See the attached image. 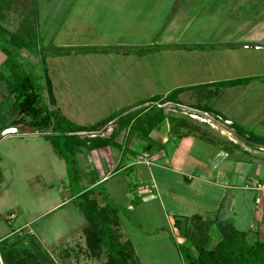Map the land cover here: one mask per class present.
Wrapping results in <instances>:
<instances>
[{"label":"rangeland","instance_id":"obj_1","mask_svg":"<svg viewBox=\"0 0 264 264\" xmlns=\"http://www.w3.org/2000/svg\"><path fill=\"white\" fill-rule=\"evenodd\" d=\"M22 19L24 23H32L36 32L30 50L17 48L10 41L12 36H8L21 28ZM0 22L10 32L0 34L3 48L10 50V59L5 64L6 54L0 49V129L18 116L14 97L7 91L9 81L13 83L12 65L17 66V72L36 77L49 109H58L60 116H68V121L78 120L87 126L113 118L108 124L112 130L117 128L113 122L118 123V118L129 112L142 113L153 105L152 97L145 91L144 96L142 91L133 92L132 97L124 93L133 80L127 73L136 74L139 70L135 71L132 62L122 55L112 53L136 51L146 55L142 60L148 61L149 67L139 68L151 69L146 74L150 91L182 88L177 103L162 104L164 114L188 120L198 128L194 133L205 132L203 136L208 135L210 140L199 137L204 142L200 144L202 149L194 148L186 158L184 147H179L172 163L161 168L147 163L150 158L142 157L139 152L138 164L127 173H115L109 183L94 189L101 193L105 204H115L119 210L123 238L136 248L135 256L140 264H187V252L194 254L188 240L184 242L181 234L178 238L167 224L169 218L173 221L186 218L173 216L167 209L170 205L177 207V211L185 208L186 212L201 217L208 213L219 215L225 190L194 178L196 173L202 176L203 171H210L207 165L215 155L228 156L215 172L227 164L235 166V180L225 184L229 188L222 208L224 202L226 207H231L232 196L243 207L242 210L237 206L225 219L217 218L218 222L230 223L240 231H249L250 224H257L253 216L254 197L260 198V194L243 186L251 179L262 178H253L252 174L258 159L264 164V150L259 148L257 139L264 137V0H28L23 5L12 4ZM19 31L22 33L23 28ZM148 48L151 50L147 51ZM89 50H93L92 54L104 50L113 56H88ZM116 71L120 73L115 75ZM45 75L52 83L54 105L48 100ZM234 79H244V84L220 85ZM102 80L109 85L103 86ZM111 85L115 86L114 90ZM185 108L220 111L233 121V126L211 127L190 118ZM166 118L161 127L170 125ZM61 125V131L68 130L67 123L61 121ZM21 127L23 134L0 138V239L10 236L6 245L14 243L17 250L27 249L43 264H107L105 255L97 259L96 252H90L81 231V224L86 221L81 208L84 198L71 200L69 196V192L76 195L83 191L97 177L86 157L88 147L82 143L88 133L81 136L77 132L64 133L66 137H63L51 130L36 134L34 129ZM127 131L134 133L129 128L122 132ZM72 134L76 137H69ZM121 137L124 139L125 134ZM136 142L142 146L149 141L139 138ZM247 142L258 146H248ZM127 143L118 148L125 157L132 154ZM244 146L255 149V153L246 152ZM165 148L173 156L174 146L169 144ZM183 157L193 171L198 167L192 171L191 183L173 170ZM238 163L246 164L247 170ZM130 172L132 176L126 178L127 184L122 176ZM136 173L144 182L151 179V174L157 194L164 198L169 192L180 197H172L169 203L161 197L149 204L139 199L131 202L130 196L123 197L122 193L129 194L133 188L130 183L139 182ZM210 174L215 177V173ZM249 175L250 180H240ZM112 192L119 200L109 198L108 193ZM128 204L134 211L127 210ZM56 234H61L62 239L53 242ZM209 235L208 244L213 247L221 234L214 227ZM101 250H105L103 246Z\"/></svg>","mask_w":264,"mask_h":264},{"label":"trees","instance_id":"obj_2","mask_svg":"<svg viewBox=\"0 0 264 264\" xmlns=\"http://www.w3.org/2000/svg\"><path fill=\"white\" fill-rule=\"evenodd\" d=\"M28 0H0V21L4 18L5 12L11 8L12 4L23 5ZM24 19V18H23ZM23 19L19 23V29L23 28L24 34L19 29L16 33H10L7 29L1 26L0 34L7 33L12 36L11 43L17 48L29 49L30 41L36 38V32L33 29L32 23H24ZM26 22V21H25ZM20 34L21 37L17 38ZM34 42V41H33ZM0 49L6 54L3 63H7L10 59V50L3 48L0 38ZM151 50V48H148ZM93 52L89 50L87 53ZM100 53H105L100 50ZM128 53V51H126ZM45 63L44 60L40 61ZM17 66L10 67V73L13 75L12 82L8 84V94L14 97V104L17 106V118L9 122V124L1 127L0 131L12 126H26L34 129L33 132L45 133L48 130L58 132L61 136L64 133H79L87 132L94 134L100 132L105 126L110 124L113 118L102 120L91 126H78L67 120L65 116H60L58 109H49L43 100L40 85L36 77L32 73L17 72ZM45 73V68L43 69ZM7 81V82H8ZM244 84V79H234L220 82L223 87H231ZM45 86L48 93V100L51 105L55 104L51 83L45 75ZM182 92V88L175 89L165 96L152 97V107L142 108V113H127L118 118L117 128L112 130L108 137L94 135L93 137L82 138V143L90 150L115 146V138L124 129L129 128L138 136V138H148L150 133L164 122L168 116L170 120L169 133L171 136H188L191 133L198 131V128L193 126L184 118H177L164 114L162 104L177 103V96ZM200 109V108H198ZM212 112L211 109H201ZM61 121L67 123L68 130H62ZM69 124V125H68ZM58 129V130H57ZM185 130L184 133L182 131ZM205 132L198 133V137L203 140H210L208 135L203 136ZM69 136V135H67ZM69 137H76L75 134ZM86 139V140H85ZM260 143L264 145V138H260ZM55 146V144H54ZM150 144H143V152L150 150ZM147 153V152H146ZM59 155L64 157L59 151ZM65 158V157H64ZM78 193V192H77ZM89 192L79 193V198L83 197L81 208L88 222L87 227L83 229L86 238V244L90 248V252H96L95 258L101 259L103 255L107 258V264H139L135 256L134 247L129 241H123L119 230L116 228L115 220L116 210L111 205H106L103 208H98L94 200L89 199ZM213 225L218 228L221 238L213 248H208L210 238V229ZM175 228L178 229L182 237L188 240L189 245L193 247L194 254L187 252V264H264V239L260 238L258 231H240L235 229L230 223H220L216 218L209 219L201 216H191L184 220L176 219L174 221ZM7 239V238H6ZM0 241V256L4 264H43L37 257L27 249L17 250L14 243L6 245L5 241ZM104 247V251L101 250ZM8 247V248H7ZM185 249H189L185 248Z\"/></svg>","mask_w":264,"mask_h":264},{"label":"crops","instance_id":"obj_3","mask_svg":"<svg viewBox=\"0 0 264 264\" xmlns=\"http://www.w3.org/2000/svg\"><path fill=\"white\" fill-rule=\"evenodd\" d=\"M84 27H86L85 24H84ZM92 32L93 31H91V33ZM110 54H111L110 52L107 53V54H105V53H99V54L89 53L88 56L91 55V56H100V57H112L113 55H122L129 62H132L133 68L135 69V71H136V69L139 70V73H136V74H132L131 72L127 73V77L133 79L131 81L130 89H128L127 91H124V93L126 95H128V96L132 97V93L133 92H141V91H142V96L145 95V94H143L144 91H145L146 94H149L147 96H150V97H154V96H158V95L165 96L170 91L175 90L177 88H181L179 86H173V87H168L166 90H163V91L157 90V88H154L155 90L150 91L149 90L150 87H148L147 78H146V74L147 75L149 74L148 69H150V68H148V69H140L139 68L140 66H143L145 68L149 67L148 61L145 62L144 60H142V58L144 56L147 57L146 55L138 54L136 51H131L130 53L129 52L128 53H126V52L125 53L124 52L112 53L113 55H110ZM115 57H117V56H115ZM119 73H120V71H116L115 75H118ZM50 83H51V80H50ZM102 85L104 86V85H109V84H108L107 81L102 80ZM114 87L115 86L111 85V90H114ZM51 88H52V83H51ZM52 92H53V88H52ZM106 95H107V93H105V95H103V96L105 97ZM179 95L182 96V94H179ZM141 98H146V97H141ZM130 99H132V98H130ZM211 111H213L215 114L217 113L218 115L222 116V118L224 120L230 121L231 122L230 126H233V121L231 119L225 117L220 111H217V110H214V109H211ZM65 117L68 118L67 115ZM73 122L79 123L81 121L75 120ZM161 124H159L158 127H156L150 133L149 137L147 138L149 142L146 143V144H150L151 145L150 146V150L146 151L147 153L144 152V154H147L149 156V158H150L149 162L154 167L161 168V166H165L167 164L172 163V161L174 159V156H175V152L178 150L179 147H182V146L184 147V151H185L184 152V157L186 158L185 155L189 156L193 152L194 148L195 149L197 147L201 148L200 144L204 143L201 140V138L198 137V133H192V134H190L188 136H183V137L171 136L170 133H169V125H165V126L161 127L160 126ZM91 125H93V123H90L88 126H91ZM78 126H87V125H82V123H79ZM222 127L226 128L223 125H222ZM227 129H230V128L227 127ZM231 129L233 130V128H231ZM111 130H112L111 129V125H109V126L107 125V126L104 127V129L102 131L96 132V133L98 135H100L101 137H108L111 134ZM184 132H185V130L182 131V133H184ZM96 133H94V134L97 135ZM78 134H79V136H81V134H85L86 135L87 133L79 132ZM121 134H125V138L124 139L122 138L124 135H122V137H121ZM196 135H197V137H196ZM93 136H94L93 134H87L85 137L88 138V137H93ZM85 137H83V138H85ZM260 138H264V137H258L257 138L259 140L258 142H260ZM138 139L139 138H138V136L135 133H131V132H128V131L126 133L120 132L118 134V136L115 138L116 145L114 147L98 148V149H94V150H90L88 148V153H87L86 157H88L89 162L92 163L94 171L97 173V177H95L92 180V182L88 185V187H86L83 191L78 192L76 195H71V193L69 192V196H70L71 200H75V199L79 198L78 197L79 193L88 191L89 192V198L91 200L95 201V203L97 204L98 208H103L106 205H111L113 208H115L116 213H115L114 217H115V220L117 222L116 228L119 230L123 241H129L130 243H131V241L129 239H124L123 238L124 234L122 233L123 231L121 232L122 226H121L120 213H119V210L116 207H114L115 204H112V203L111 204H108V203L105 204V202H103V200L101 199V195H100L101 193L100 192L96 193L94 191V189H96L97 187L99 188L100 186H103V185H106L107 183H109V181L114 178V174L115 173L116 174H118V173L119 174H123L125 172L127 173L128 169H131L132 167L135 166V164H138L140 162L138 160V158H139L138 154H139L140 150L142 149V146L138 145V143L136 142ZM232 140H233V138H232ZM124 142H126V143L129 142V145L127 143V146L130 147L131 152H132V154L130 156H127V157L124 156L123 150H119L118 149L119 146H121V147L123 146ZM169 144H171L172 147L174 146V154H173V156H172V153L168 152L167 149L165 148ZM196 144H197V146H196ZM246 144L248 146L249 145L250 146H258V145H256L253 142H247ZM85 147H87V146H85ZM208 147L211 148V146H207L206 148H208ZM244 147H245V151L246 152L255 153V149H250L247 146H244ZM259 148L261 150H264V145L262 146V144L259 143ZM125 149H126V147H125ZM204 151L207 152V150L205 148H203V152ZM209 152H212V150L209 151ZM206 155H208V153ZM141 156H142V154H141ZM184 157H183L182 163H180L178 165V167L174 168L173 170H174L175 173L183 175V178L186 179V180H189L190 182H188V183H191L192 180H193V177H194L193 173L195 172V170L198 167H196L194 169V171H193V168L190 167V163L189 162H184V160H185ZM123 158L125 159L124 162H123ZM227 159H228V156L224 155V156H220L219 157V156L215 155V157H213V159L211 158V160L209 161L210 165L205 164V165L209 166L210 171H208V172L206 171V173H204V171H203V175L202 176L199 173H196V175L194 177L200 183H205V184H210V185L214 184V186L222 187L223 190H225V194L223 195V198H222L223 199L222 200V204L219 206V211H218L219 215H215L214 216V215H212L213 213H211L210 215L208 213V215L203 216V218L225 219L228 216V213H234V210L236 209L237 206H240L242 208V210H243L242 202L241 201L240 202L236 201L234 196H232L231 200L234 199L235 201L233 200L230 203L231 207H226L227 202H224L225 203V207L222 208L223 201L227 197V190L229 188V185H225V184H229L227 182H233V180H235L233 178V175L235 173V166L228 167V164H227V166H224L223 168H221V170H218L217 172H215V171L218 169L219 164L220 163H225L227 161ZM98 160H99V162H98ZM247 160H248V158H247ZM257 161H258V165L254 168L252 175H253V178H255L256 176H262V178H257L256 177L257 178L256 180H252L251 179L252 180L251 181L249 179L251 177V175H249L248 177L246 176L245 180L242 177H241L240 180L241 181L250 180L249 183H246L245 186H243L246 189H250L252 187H256L257 185H261L262 186V189H256V190L255 189H250V190H252V191H254L256 193H259L260 194V198L257 197V195H255V197H254V202L256 204V209H257V207L259 209V210L255 209V212H254V215H253L254 216V220L257 222V224L256 225H255V223L250 224L249 231H251V232L258 231V234H259L260 238L264 239V170H263V168H264L263 165L264 164H260L259 159ZM249 162H251V161H249ZM240 164L238 165L239 167L243 166V168L247 170L246 164H242V165H240ZM174 165H176V164H174ZM190 168H191V170H190ZM192 171H193V173H192ZM210 172L213 173V174L215 173V177H214V175H213V177H211L210 176L211 175ZM131 173L132 172H130V174H125L124 176H122V178L126 179L127 177H129V175H131ZM189 173H191L192 175H189ZM206 174H207V176H206ZM149 176H150L151 179L147 180V182L146 181L144 182L138 177V173H136V177H138L139 182L136 183V184L130 183L131 186H133V188H131V191H129V194L128 193H125V194L122 193L123 197L124 196L127 197L129 195L131 202H136L139 199V200H141L142 203H145V204H149L150 202L157 201L158 198H160V197L163 198L167 203L172 201V197L173 198L180 197L178 195L171 194L170 192L168 194H164V195H167V198H164L162 194H157V192H156L157 191V186H155V183H154V180L151 177V174H149ZM190 176H193V177H190ZM220 180H222L221 183H220ZM124 181L128 184L127 179L124 180ZM145 190L148 191V194H144ZM108 196L112 200L114 198H116V194H114V192L108 193ZM116 199L119 200L118 198H116ZM257 199H258V201H257ZM173 200H176V199H173ZM129 206H130V204L127 205V210L134 211ZM221 209H222V213L220 214ZM167 210H169V212L173 216H181L183 218H188V217H191V216L195 215V214L186 212L185 208H183L181 211H179V209H178V211H177V207L174 206V207L170 208V205H169V209H167ZM176 212H178V213H176ZM134 218H135V216H134ZM135 220H136V218H135ZM217 221H218V219H217ZM167 224H168V226L170 224L169 227L173 228L174 233L178 237L180 232L177 231V229L175 228L174 221L171 218H169ZM87 225H88V222L86 220L84 222V224H81V231L85 227H87ZM214 227L217 228L216 225H213L212 229ZM162 228H163L162 232H163V234H165L166 233V229H164V227H162ZM181 237H182V235H181ZM181 237L179 236L178 238H181ZM8 238H10V236ZM58 238L62 239V235L61 234L60 235L56 234L55 238L52 239V241L54 242V240H58ZM0 240H2V239H0ZM183 241L185 242V239H183ZM132 246L134 247L133 244H132ZM213 247H209V244H208V248H213ZM134 251L136 253V248L135 247H134ZM0 263L4 264L2 259H1V256H0ZM138 263H139V261H138Z\"/></svg>","mask_w":264,"mask_h":264},{"label":"built area","instance_id":"obj_4","mask_svg":"<svg viewBox=\"0 0 264 264\" xmlns=\"http://www.w3.org/2000/svg\"><path fill=\"white\" fill-rule=\"evenodd\" d=\"M169 105H171V104H169ZM185 110H186V113L188 114V116L190 118H192L194 120H198L201 123H207L211 127L215 126L216 124L220 125V126H222V125L223 126H225V125L230 126L231 125L230 121L224 120L221 116L215 115V114L208 112V111H204V110H200V109H196V108H185ZM140 152L142 154V157L149 158V156L147 154H144L142 149L140 150ZM138 160L141 161L140 159H138ZM147 163H150V162L148 161ZM250 189H255V190L256 189H262V186L257 185L256 187H252Z\"/></svg>","mask_w":264,"mask_h":264},{"label":"water","instance_id":"obj_5","mask_svg":"<svg viewBox=\"0 0 264 264\" xmlns=\"http://www.w3.org/2000/svg\"><path fill=\"white\" fill-rule=\"evenodd\" d=\"M23 131H24V128L21 126L8 127L0 131V138L7 137L10 135H20V134H23Z\"/></svg>","mask_w":264,"mask_h":264}]
</instances>
